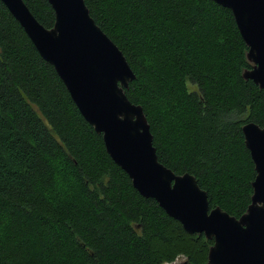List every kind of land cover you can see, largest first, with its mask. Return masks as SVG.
Instances as JSON below:
<instances>
[{"label":"trees","instance_id":"16d2710c","mask_svg":"<svg viewBox=\"0 0 264 264\" xmlns=\"http://www.w3.org/2000/svg\"><path fill=\"white\" fill-rule=\"evenodd\" d=\"M24 1L54 26L47 0ZM85 3L136 75L125 92L159 161L240 218L256 177L242 129L264 128V92L243 77L252 65L232 12L213 0ZM212 245L138 193L0 1V264H207Z\"/></svg>","mask_w":264,"mask_h":264},{"label":"water","instance_id":"95a60500","mask_svg":"<svg viewBox=\"0 0 264 264\" xmlns=\"http://www.w3.org/2000/svg\"><path fill=\"white\" fill-rule=\"evenodd\" d=\"M0 1L54 67L81 115L103 136L108 155L138 193L155 200L188 234L214 242L207 264H264V128L249 123L242 129L256 172L247 211L236 218L220 207L211 209L208 193L193 175H176L159 161L144 110L125 92L136 75L96 24L85 0H47L55 13L51 29L24 0ZM213 1L232 12L252 65L243 77L264 92V0Z\"/></svg>","mask_w":264,"mask_h":264},{"label":"rangeland","instance_id":"374dc122","mask_svg":"<svg viewBox=\"0 0 264 264\" xmlns=\"http://www.w3.org/2000/svg\"><path fill=\"white\" fill-rule=\"evenodd\" d=\"M59 181V185H61V191H62V198H65L66 195L70 194L73 192V187H74V183H73V179L70 176H67L65 173H63L62 178H60ZM185 258V257H184ZM178 259L177 263H183L184 261H186L185 259Z\"/></svg>","mask_w":264,"mask_h":264},{"label":"flooded vegetation","instance_id":"af4514ba","mask_svg":"<svg viewBox=\"0 0 264 264\" xmlns=\"http://www.w3.org/2000/svg\"><path fill=\"white\" fill-rule=\"evenodd\" d=\"M210 202V201H209ZM211 208V207H210ZM209 241H211V240H209ZM213 242V241H212ZM214 243V242H213ZM184 257H178V259H183ZM177 259V260H178ZM185 259V258H184ZM177 260L175 261V262H172L171 264H189V262H188V260L187 259H185L186 261H184L183 263H177ZM165 264H168V263H165Z\"/></svg>","mask_w":264,"mask_h":264}]
</instances>
